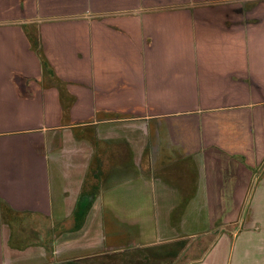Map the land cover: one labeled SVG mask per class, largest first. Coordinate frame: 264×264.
I'll use <instances>...</instances> for the list:
<instances>
[{
  "label": "crops",
  "instance_id": "1",
  "mask_svg": "<svg viewBox=\"0 0 264 264\" xmlns=\"http://www.w3.org/2000/svg\"><path fill=\"white\" fill-rule=\"evenodd\" d=\"M115 1L0 0V264H264V34H211L222 46H208L210 34H157L159 12L144 26L135 14L218 0L93 9ZM233 1L240 17L264 7ZM80 5L90 10L59 13ZM83 14L135 23L88 38L40 34V23ZM98 112L120 118L86 123ZM125 119L139 123L135 143ZM100 127L115 131L97 136ZM238 198L242 219L224 222L221 200Z\"/></svg>",
  "mask_w": 264,
  "mask_h": 264
},
{
  "label": "rangeland",
  "instance_id": "2",
  "mask_svg": "<svg viewBox=\"0 0 264 264\" xmlns=\"http://www.w3.org/2000/svg\"><path fill=\"white\" fill-rule=\"evenodd\" d=\"M130 3V2H129ZM123 4V1H115L112 3H108L104 6H100L99 8H93L97 12H101L102 14L112 13L113 11H126L128 10V6L130 4ZM194 3V2H192ZM210 4V3H209ZM111 5V6H110ZM82 6V7H80ZM80 6H70V7H58L59 13L65 12V13H81V12H87L90 10V7L87 5H80ZM212 6V7H211ZM238 3L234 2L233 0H218L214 3H211V5L202 4L198 5V3L194 4H183L181 6H172V7H161V8H154V9H144L141 14H135L142 16L141 19L143 21L144 25H149L152 22L151 16H154L155 13L159 12L160 19H154L156 24V27L159 28V32L157 34H210L207 40L208 46H222L221 43H219L218 37L214 35L219 34H264V7H261V10L258 11L255 15L251 16H244L240 17L237 15L236 10ZM79 7V8H78ZM174 11L173 13L167 15L162 14V12H168ZM190 13V15H189ZM151 14V15H149ZM90 14H83L82 16H79L80 19H69L65 21H57V22H47V23H40V34H50L51 31L55 30V34H81L85 38L92 36L96 37L97 35L92 34H119L116 32H109V30L115 29L116 31H125L122 29V26L127 29L128 26L131 24H134V16H124V15H118L114 17H108L105 16L101 20H94L92 17L89 16ZM171 16L169 19H165V17ZM2 18L3 16L0 15ZM94 18V17H93ZM97 18V17H95ZM55 20V19H50ZM38 24V23H37ZM13 25V24H9ZM35 25V24H33ZM33 25H19L17 27H20L22 30V33L24 34H37L35 31V28ZM44 31V32H43ZM214 34V35H211ZM234 38L232 35H228L227 37L224 35V46H231L230 42ZM32 42L34 43V49L37 50L36 39H31V45ZM202 41L198 38V45H202ZM83 49L85 48L82 45ZM38 51V50H37ZM211 115L204 116L201 124H203L204 128H207L209 126L208 124V118ZM224 121L223 126L231 128L232 123L228 120H231L232 117L228 115V113H220L218 118ZM227 117V118H226ZM195 119V118H194ZM217 119L219 123L220 121ZM83 120V119H82ZM81 120V121H82ZM128 122H122L119 124L120 127H125L128 132V138L136 142V139L142 138L141 132L139 130V123L138 122H131L129 119H125ZM121 120V121H125ZM196 122L200 126V120L195 119ZM195 120H192L194 123ZM143 125H146L148 127V130L150 132L152 124L151 121H142ZM264 120L258 119L256 120L257 126H263ZM116 124H113L109 128H114ZM104 129V130H103ZM132 130V131H131ZM103 131L106 133L108 132H114L115 130H107V128L100 127L99 132L96 130V133L98 132L97 136L103 137ZM109 134V133H108ZM105 135V134H104ZM112 135V134H110ZM150 139L151 134L148 135ZM146 139V137H144ZM219 143H221L223 146H232L233 143V137L232 136H226L221 135L218 137ZM141 142V139L139 140ZM104 155V154H103ZM104 159V156H101ZM144 160L147 159V154L145 153L143 156ZM106 170V167H105ZM158 175V174H157ZM222 206L224 210H226L228 213V216H224V222L228 221L227 219L230 217L231 220H233L237 216V212L240 211V215L237 217V223L238 220L242 219L243 213L245 212V205L247 202V199H223L221 200ZM241 204H243L241 206ZM247 218V216H245ZM113 229L117 228V225H112ZM238 227V226H237ZM234 228V230L237 229ZM203 230H206V228H199V232H196L197 235L203 234ZM224 229L223 231H225ZM211 230H207L206 232H210ZM213 231V230H212ZM218 232V231H217ZM217 232L212 233L208 236V240H213L217 236ZM219 233V232H218Z\"/></svg>",
  "mask_w": 264,
  "mask_h": 264
},
{
  "label": "trees",
  "instance_id": "3",
  "mask_svg": "<svg viewBox=\"0 0 264 264\" xmlns=\"http://www.w3.org/2000/svg\"><path fill=\"white\" fill-rule=\"evenodd\" d=\"M40 58H41V62H42L43 71L46 72V69H49L48 72L50 74H52V77L54 76L55 78H57L55 76V74L52 71H50L51 68H50L47 60H45V57L43 56L42 53L40 55ZM119 118H120L119 116L115 117L112 114H104V113L98 112L97 115H96V117H95V119H90L86 123H89V122H92V121L115 120V119H119ZM128 158L129 159H132V154H131L130 150L128 152ZM108 171H109V168L106 171H104V173L101 174V179H105L107 177ZM106 213H108V212H106Z\"/></svg>",
  "mask_w": 264,
  "mask_h": 264
},
{
  "label": "flooded vegetation",
  "instance_id": "4",
  "mask_svg": "<svg viewBox=\"0 0 264 264\" xmlns=\"http://www.w3.org/2000/svg\"><path fill=\"white\" fill-rule=\"evenodd\" d=\"M152 124V123H151ZM153 126V125H152ZM154 127V126H153ZM152 128V127H151Z\"/></svg>",
  "mask_w": 264,
  "mask_h": 264
},
{
  "label": "water",
  "instance_id": "5",
  "mask_svg": "<svg viewBox=\"0 0 264 264\" xmlns=\"http://www.w3.org/2000/svg\"><path fill=\"white\" fill-rule=\"evenodd\" d=\"M26 23V22H25Z\"/></svg>",
  "mask_w": 264,
  "mask_h": 264
}]
</instances>
